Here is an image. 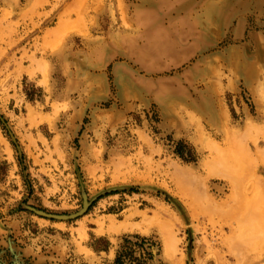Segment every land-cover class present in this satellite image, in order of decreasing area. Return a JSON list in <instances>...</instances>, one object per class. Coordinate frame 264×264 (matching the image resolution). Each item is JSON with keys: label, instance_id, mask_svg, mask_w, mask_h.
<instances>
[{"label": "rangeland", "instance_id": "1", "mask_svg": "<svg viewBox=\"0 0 264 264\" xmlns=\"http://www.w3.org/2000/svg\"><path fill=\"white\" fill-rule=\"evenodd\" d=\"M0 264H264V0H0Z\"/></svg>", "mask_w": 264, "mask_h": 264}, {"label": "bare ground", "instance_id": "2", "mask_svg": "<svg viewBox=\"0 0 264 264\" xmlns=\"http://www.w3.org/2000/svg\"><path fill=\"white\" fill-rule=\"evenodd\" d=\"M221 19H222V18H221ZM223 20H224V19H223ZM187 177H188V176H187ZM232 182H233V181H232ZM233 183H234V182H233ZM233 183H232V185H233ZM155 218L157 219V218H159V217H155ZM159 219H160V218H159ZM146 220H147V219H146ZM146 220H145V221H146ZM150 220H151V219H150ZM151 221H152V220H151ZM159 221H161L162 224H165V225L167 226V230L169 231V229H168L169 227H168L167 223H166L165 221L163 222V220H159ZM155 223H157V222H155ZM162 224H159V225H162ZM165 225H164V226H165ZM121 228H122V229L125 228L126 230L129 229V227H128V226H125V225H123ZM121 228L119 229V227H117V226H116V227H115L114 225L112 226L113 231L115 230V231H117V232H119L120 230H122ZM164 230H166V229H164ZM122 231H123V230H122ZM168 231H167V232H168ZM168 233H169V232H168ZM168 233H167V234H168ZM9 244H10V242H9ZM165 249H166V247H165Z\"/></svg>", "mask_w": 264, "mask_h": 264}, {"label": "trees", "instance_id": "3", "mask_svg": "<svg viewBox=\"0 0 264 264\" xmlns=\"http://www.w3.org/2000/svg\"><path fill=\"white\" fill-rule=\"evenodd\" d=\"M140 244H141V245H140ZM138 245H139L141 248H143L144 250L148 251V249H147L145 243H138Z\"/></svg>", "mask_w": 264, "mask_h": 264}]
</instances>
